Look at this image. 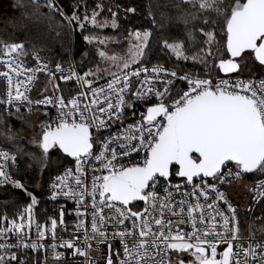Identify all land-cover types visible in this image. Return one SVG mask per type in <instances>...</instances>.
<instances>
[{
	"label": "snow or ice",
	"instance_id": "obj_1",
	"mask_svg": "<svg viewBox=\"0 0 264 264\" xmlns=\"http://www.w3.org/2000/svg\"><path fill=\"white\" fill-rule=\"evenodd\" d=\"M45 3L49 10L54 9L82 32L87 25L120 29L119 6L113 11L103 0L91 6L88 0H78L71 16H65L55 0ZM184 3L191 4L192 9L182 17L185 27L189 21L200 23L201 46L191 55L186 53L183 40L164 39L160 47L177 59L191 60L194 66L200 64L206 70L211 64L216 69L215 76L205 73L178 76L177 71L169 72L159 64L150 70L143 67L142 57L152 36L147 29L126 30L129 45L126 55H108L97 50L96 55L111 61L115 71L96 67L82 74L71 66L65 74L59 63L54 72L49 71L39 56L36 68L24 69L13 55L23 51L24 45L0 41V63L5 69L0 71V77L6 81L5 98L0 103L8 105L7 111L17 117L23 116L21 107L29 113L35 109V115H39L41 106L57 109L54 118L47 111L43 113L48 120L39 124L38 131L34 122L24 121L25 126L31 123L34 134L31 143L40 149V155L32 156L31 160L43 170L50 166V150L73 158L75 171L65 168L52 180L50 189L52 199L63 196L77 205L76 230L69 239L45 245L40 241L45 238L47 226L38 224V239L30 240L24 229L32 226L38 199L19 179H13L10 171L22 150L0 149V186L22 190L30 200L18 213L21 222L9 219L7 213L0 215V264H48L47 254L43 261L27 255L29 250L38 254L41 249L51 252L53 264H70L65 252L83 257V264H97L93 253L99 252L101 245L108 249L105 264H186L185 259L179 258L184 253L194 258L187 264H264V241L250 235L245 243L237 226V208L229 198L240 187L250 194L251 201L264 203V179H255L257 175L264 176V79L257 83L254 79H231L229 75L243 76L248 66L244 63L246 57L264 66V0H184ZM14 7L25 10L30 7L31 14L38 15L40 4L38 0H29L28 4L16 0ZM77 8L82 9L83 15ZM105 11L111 19L104 15ZM124 11L134 13L136 9L128 7ZM213 15L216 20L211 18ZM220 18L222 23L218 25ZM217 26L223 35L215 31ZM83 38L87 44L119 43L115 37L84 35ZM186 39L189 44L194 41L193 31H187ZM82 55L84 59L89 57L88 52ZM41 71L47 72L52 92L59 95H50L47 84L41 91L34 76ZM57 72L59 81L69 85L67 89L55 83ZM161 75L170 79H160ZM177 80L186 83V90L173 91ZM101 81L104 82L98 83ZM33 84L38 85L41 97L35 101L29 95ZM138 105L144 107L140 119L128 123L127 114L134 118ZM6 131V139H17L10 130ZM141 153V159L131 161L133 154L140 157ZM85 165L92 174L90 187L85 186L83 178ZM173 166L181 183H171ZM249 174L253 180L245 183ZM189 187L191 191L186 190ZM210 194L214 196L211 203ZM176 196L181 199H175ZM135 201L144 202L143 211L132 210ZM217 202L227 207L228 214ZM64 214L62 207L61 225ZM85 216H90V227L85 224ZM57 224L56 218H50L54 241ZM188 224L191 231L184 230ZM81 231L82 241L77 235ZM116 242L119 248L114 247ZM218 246L223 247L222 252H218Z\"/></svg>",
	"mask_w": 264,
	"mask_h": 264
},
{
	"label": "trees",
	"instance_id": "obj_2",
	"mask_svg": "<svg viewBox=\"0 0 264 264\" xmlns=\"http://www.w3.org/2000/svg\"><path fill=\"white\" fill-rule=\"evenodd\" d=\"M57 1L62 7L65 16H71L74 6L78 3V0ZM23 2L28 4L29 0H23ZM38 2L40 4L39 14L32 15L31 8L29 7V17L34 21H39L40 17L48 18L54 27H63V31L60 32V34L65 40V46L63 49H55L47 46L30 45L23 42V50L25 52L39 53L53 62H62L66 64L71 62L73 55L79 64L80 70L84 72L89 68L95 69L96 67L102 68L104 66V60L96 55L97 47L95 44H87L83 38L84 35L115 37L124 42L126 40L125 37L127 36V29H132L134 31L136 28H140L141 30L147 29L152 33L148 51L142 57L145 61L144 65L159 64L179 69L185 73H205L206 75H211L214 72L215 68H212L211 64L206 70L203 65L197 64L194 66L191 60L184 61L183 59H177L173 54L160 47V42L164 39L169 40V42L183 40L185 41L186 53L191 55L192 53L198 51L201 46L202 37L199 35L200 23L196 21H189L187 28L185 27L182 17L185 13L191 11L192 9L191 4L186 5L184 0H103V3L106 6L111 7L113 11H117V6H119V31L112 29L110 26L104 29H96L94 27L90 28L89 26H86V29L83 32L75 24L69 25L65 19L56 13L54 9L49 10L46 6L45 0H38ZM80 2H82V0H80ZM94 2H99V0H88L89 6H91ZM128 7H134L136 11L134 13H125L124 9ZM76 10L79 14L83 15L82 9L77 8ZM104 15L111 19L110 14L107 13V11H105ZM211 18L214 20L217 19L214 15ZM217 23L218 25L219 23H222V18L218 19ZM193 25H195V28H193ZM71 30L74 36L73 48L69 41ZM187 31H193L194 33L195 39L191 44H189L186 39ZM215 31L220 35H223V31L219 26H217ZM217 39H219V36H217ZM0 41L8 42L7 38L1 37ZM85 52L89 53V57L87 59H84L82 55ZM247 65V71L246 73H243L241 78L251 77L264 79V73L257 68L254 60L248 59ZM222 75L226 77H229V75L230 77H237L235 74ZM62 88L66 89L64 86H62ZM22 114V117L13 118L10 113L5 110V108L0 106V147H7L14 152L22 150V152L18 154L20 166L14 173L28 189L33 191L38 196H44L50 180L64 167L72 164L73 160L61 153H58L55 156V159H53V164L50 163V166L47 169L42 170L37 164L32 162L30 157L25 155V145L27 144L26 140L16 139L15 141H11L7 139L8 142L5 141L3 130H10L15 134V136L21 134L23 131L25 124L24 121H26L31 113L26 112ZM46 117L47 116L43 115L41 122L46 121ZM6 132L5 136L8 135V131ZM175 171L176 167L172 170L173 176L171 179L176 181L180 180V178L174 175ZM260 177L262 176L257 175L255 178L258 179ZM29 202V198L21 190L12 189L10 187L0 188V215L3 213L12 214L21 208V206L27 205ZM40 207L42 209L47 208L49 211H53L57 205L43 199L40 203ZM256 227L257 230H264V207H261L257 212ZM27 255L33 259H39L40 261L44 260V256L39 253L27 252ZM188 258L189 257H187V259ZM48 264L52 263L48 261Z\"/></svg>",
	"mask_w": 264,
	"mask_h": 264
},
{
	"label": "built area",
	"instance_id": "obj_3",
	"mask_svg": "<svg viewBox=\"0 0 264 264\" xmlns=\"http://www.w3.org/2000/svg\"><path fill=\"white\" fill-rule=\"evenodd\" d=\"M55 4H56L57 7H59L63 11L62 7L59 5L57 0H55ZM0 55H2V53H0ZM13 55L15 56L17 61L19 63H21V66L24 69L36 68L37 67L36 57L39 56V58L41 60V63L42 64H46L49 71H53L54 72L55 71V65L57 63H59L63 67L65 74L68 73V69H69L70 66L73 67L77 72H79L81 74L83 73L80 70L79 64L75 60L73 55H72L71 62L68 63V64L62 63V62H53V61L49 60L48 58H46L45 56H43V55H41L39 53H35V52H30L29 53V52H25L24 50L21 51V52H17V53H15ZM142 66L143 67H147L150 70L153 65H142ZM163 67L165 69H167L169 72L177 71L178 76L179 75H183L185 73V72H183V71H181L179 69H175V68H171V67H167V66H163ZM4 70L5 69H4L3 64L0 63V71H4ZM25 75H27V73H25ZM55 75L57 77L56 82L60 84L61 88H62V86H64L67 89V87H69V85H66L64 82L59 81V79H58L60 73L57 72V73H55ZM215 75H217V73H213L210 76H215ZM220 75L223 76L222 74H220ZM34 76H35V79L38 81V84L42 83V84L39 85L41 91L43 90V83H44V84H47L50 95L56 96V95L60 94V93H53L52 92V85L48 83V74H47L46 71L36 72V73H34ZM224 77L225 78H229V77H226V76H224ZM142 78L143 77L141 76V79ZM238 78H241V77H231V79H238ZM13 79L15 81V76L13 77ZM21 79H24V77L22 76ZM160 79L167 80V79H170V77H165V76L161 75ZM243 79H246V80H253L254 79L258 83L259 80H261L262 78H251V77H249V78H243ZM102 82H104V81H101V82H98V83H102ZM37 86H38L37 84H33L32 88H31V91L29 92L30 98L33 101H35L38 98H41L40 97V93L37 91ZM157 87L162 88V85H157ZM180 89L186 90V83L177 80L176 81V88L173 89V91H178ZM5 92H6V81L4 80L3 77H0V100L5 98ZM0 106L5 108L6 111H7L8 107H9L8 105L2 104V103H0ZM40 109L43 111V113L45 111L49 112L53 118L57 115V109L55 107L51 106V105L47 106L46 108L44 106H41ZM20 111H21V113L28 112L25 107H21ZM34 111H36V110L34 109ZM143 111H144V107L138 105V111H137V114H136V116L134 118L131 116V113L127 114V116H128L127 122L128 123H132L134 119L135 120H139L140 119V112H143ZM10 115L13 118L17 117V116L12 115V114H10ZM42 116H43V114H42ZM47 120H48V117H46V121ZM93 134L95 135V129H93ZM0 149H7L10 152H14L13 150H11V149H9L7 147H0ZM142 156H143V153H141L140 157H137L135 154H133L131 156V161L135 162L136 160L141 159ZM19 166H20V160H19V157L17 155L16 166L15 167H11V169H10L11 174L13 176V179H18L14 172H15V170H17L19 168ZM65 168H71L73 170V172H74L75 171L74 161H73L72 164L64 167L56 175L62 174L64 172ZM85 169H86V171H85V175L83 177L85 179V182H86L85 186L86 187H90L91 182H92V174H91L90 171H88V165H85ZM96 175H100V173L97 172ZM55 176L48 183L47 190H46V193H45L44 196H38L33 191H31L30 189L27 188L28 192H31V193L36 195V197L38 199V204L33 209L32 226H31L30 229L26 226L25 229H24V232H25L26 235H28L30 237V240L35 241V240L38 239L37 238V233H36L37 225L38 224L39 225H46L47 227H46L45 238L42 241H40L41 243H44L45 245H52L53 243L59 244V242L61 240L69 239L70 238V234L75 232V230H76V223H77V218H76V214H75L76 207H77L76 203L74 201H72V200H68L67 198H65L63 196L57 197L56 199H52L51 198L50 184H51L52 180L55 178ZM244 179H245V183H250L253 180V177L251 176V174H249V175H246ZM255 179L258 181L260 179H264V176H262V177H260L258 179L257 178H255ZM178 182H181V179L177 180V181L171 179V183H173V184L178 183ZM196 182L199 183L200 181H196ZM209 182H211L210 178H209ZM3 187H10L12 189H15L11 185L0 186V188H3ZM17 190H19V189H17ZM182 190H185V189H182ZM186 190L187 191H191V188L189 187ZM157 191H161V190L157 189ZM161 194H162V192H161ZM212 198H214V196H212V194H210L209 203H211V199ZM229 198H230L232 204L237 208V212H236L237 226L240 229V232L242 234L241 238L245 240V243H247V238H249L250 235L252 237H254L256 240H258V241H264V230L263 229L257 230V227H256L257 212L259 211V209L261 207H264V203L257 204L256 202L251 201L250 200V194L248 192L244 191L240 187H237L236 190L233 192V194ZM43 199L47 200L49 202L55 203L57 205V207L55 209H53V211H49L47 208L42 209L40 207V203L42 202ZM175 199L179 200V199H181V197L180 196H176ZM88 203L90 204L91 201L89 200ZM250 204H252L253 206L251 208V211L249 212V211H247V209L249 208ZM217 206L222 211H225V214H228L227 213V207L222 202H217ZM25 207H26V205H23V206H21V208L16 210L14 213H12V214H8L7 213L9 219H16L18 223L21 222L20 219L18 218V213L23 211V209ZM62 207H63L64 213H65L64 217H63V219H64V224L63 225H61L59 223L60 210H61ZM144 207H145V204H144V202L141 201V202H138V203H134L133 207H132V210L133 211H137V210L143 211ZM81 210L83 211V209H81ZM88 211L90 213L91 209L89 208ZM3 214H5V213H3ZM3 214H1V215H3ZM213 215H214V213H213ZM50 218H56L57 221H58L57 228L55 230V235H56V240L55 241L52 239V230H51V227H50ZM167 218H171L173 220L179 219V217H166V219ZM83 219L85 221V224L89 225V227H90V216H85V217H83ZM24 223L26 225L28 223L26 218L24 219ZM111 230L112 229L109 228V231H111ZM184 230L185 231H191L190 224L185 225L184 226ZM77 235L80 237V239L82 241L83 240L82 231L80 233H77ZM14 242L15 241L13 240V243ZM114 247L119 248V243L116 242ZM93 249H95V243H93ZM57 251L65 252V250L63 248H57ZM222 251H223V247L218 246V252H222ZM28 252L29 253H33L30 250ZM107 252H108V249L106 248V246L105 245H101L100 246V251L93 253V259H95L97 261V264H105V257L107 255ZM39 254H41L44 257H45V254H47L48 257H49L48 261L53 264L51 252L45 253V250L41 249L39 251ZM65 257L70 261V264H83V261H84L83 257H79V256L73 257V256H71L70 252H65ZM187 257H189V258L187 259ZM175 258H178V257H173V259H175ZM179 258H183V259L186 258L185 259L186 260L185 261L186 264H187V261L189 259H194L193 257H191L190 253H184L183 256L179 257Z\"/></svg>",
	"mask_w": 264,
	"mask_h": 264
},
{
	"label": "rangeland",
	"instance_id": "obj_4",
	"mask_svg": "<svg viewBox=\"0 0 264 264\" xmlns=\"http://www.w3.org/2000/svg\"><path fill=\"white\" fill-rule=\"evenodd\" d=\"M15 3L16 0H0V37L7 38L8 42L6 41V43L20 44L25 42L30 45H40L55 49H63V47L65 46V40L62 38V35L60 34V32L63 31L62 29L63 27H58V28L54 27L48 18L40 17L39 21L31 20V18L28 15L29 8L25 10L19 7H14ZM26 11L27 14H25ZM87 26H89L90 28L93 27L91 25H87ZM69 38H70L69 41L73 48L74 36L72 30H71V34L69 35ZM101 38H105V37H101ZM118 41L119 43L109 42L105 45H99L95 42H93L92 44H95L97 50L99 49L106 51L108 55H112V54L126 55L129 46L127 40H125L124 42L121 40ZM247 61L248 58L246 57L244 63L247 64ZM103 62H104V66L101 69H110L112 71L116 70L115 68L112 67L111 61L106 62L104 60ZM256 66L261 72L264 73V66H260L258 62H256ZM246 71L247 69L244 68V73H246ZM213 73H216V69H214ZM55 83L57 82L55 81ZM44 85L45 84L43 83V86ZM34 113L35 111H33V113H31L28 116L26 121L34 122L38 131L39 124L41 123L43 111L39 109V115H35ZM5 132L6 131L3 130V136L5 138V141H7L6 139L7 135L5 136ZM33 135L34 134L32 132V127L30 123L29 126H25L24 124L23 131L21 132V134L16 136L17 140H22V139L26 140L27 144L25 145V150H26L25 155L30 158L32 156L38 157L40 155V149L36 145L31 143V138ZM58 153L63 154L58 150H50V161L52 164L54 161L53 159H55V156Z\"/></svg>",
	"mask_w": 264,
	"mask_h": 264
},
{
	"label": "water",
	"instance_id": "obj_5",
	"mask_svg": "<svg viewBox=\"0 0 264 264\" xmlns=\"http://www.w3.org/2000/svg\"><path fill=\"white\" fill-rule=\"evenodd\" d=\"M222 74H223V73H222ZM64 155L66 156V154H64ZM69 158H70L71 160H73V158H71V157H69ZM174 167H176V166H173V167H172V170H173ZM181 182H182V181H181ZM181 182H178V183H181ZM175 184H176V183H175ZM138 202H141V201H135V202H133V204H134V203H138ZM142 202H143V201H142Z\"/></svg>",
	"mask_w": 264,
	"mask_h": 264
}]
</instances>
